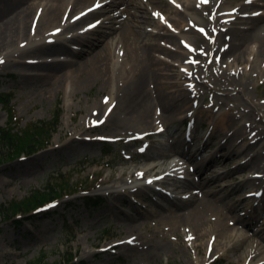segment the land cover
Returning a JSON list of instances; mask_svg holds the SVG:
<instances>
[{"label": "bare ground", "instance_id": "bare-ground-1", "mask_svg": "<svg viewBox=\"0 0 264 264\" xmlns=\"http://www.w3.org/2000/svg\"><path fill=\"white\" fill-rule=\"evenodd\" d=\"M224 1L0 0V59L14 63V66H21L22 63L17 59L29 55L30 49L25 47L28 41L39 42L38 46L32 47L35 48L33 55H53L60 51L68 54L71 58L29 61L25 65L42 72V77H55L63 83L69 80L68 83L65 82L66 90L69 87L74 88L73 94L86 87L99 86L101 90L110 89L107 95L99 100L95 99L89 106L87 119L93 121L91 126L85 127L87 131L103 126H118V129L131 133L136 129L142 130L137 131L140 133L158 134L160 130L165 132V124H171L172 127L168 131L171 137L167 138L171 141V145L159 143L156 146L157 150L149 156L163 153L162 166L168 172L166 175L168 182H165L169 186L175 187L182 183L179 180L173 183L171 180L179 179L180 175H183L185 180L183 187L192 190L190 195L184 197L164 195L168 203L167 205L159 203V209L169 210L177 222L191 223L201 232L200 237L204 233L205 236L211 233L206 242L211 256L209 257L208 251H205L206 256H198L195 264H207L214 258L213 255L226 254L229 251L230 254L238 253L234 255V259H231L232 263L264 264L263 231L250 230L252 223L243 220V213L240 212L245 209L248 213L256 214L258 218L264 217V193H257L255 188L264 185L261 180L264 176H260L258 182L253 179L256 178L255 175H248L247 179L242 177L244 169L251 167L252 164L264 169V166H261L264 162V153L253 149V144L260 143L261 140L255 138L254 142H250L254 136L246 131L249 126H253L256 131L264 135V128L261 126L264 125V106L253 104L250 98H246L245 102L251 108L240 106L244 114L230 118L228 122L225 121L227 113H224L227 105L225 101L220 102L221 104H217L216 108L219 111L217 117L221 120L219 123L210 124L214 128L210 140H202L194 133L188 139L177 136L179 125L186 114L191 117L194 112L189 106L190 103L200 99L203 93L214 92L227 98L232 96L231 94L244 97L249 95L250 82L235 81L239 63L245 65L243 70L249 69L246 73L248 77L252 75L258 78L264 74V55L262 62L257 59L252 62L251 58L245 56L247 50L254 55L259 53L257 45L264 49V0H252L247 5H239L234 13L235 16L230 13L228 3ZM253 6L261 7L263 11L252 10ZM208 12L210 18L213 17L212 19L223 28L216 39L219 41V47L213 50L210 56L218 55V64L222 68L223 75L229 78L231 74L232 78L228 83H220V87L217 88L210 74L199 72L198 65L189 72L187 82L179 85V80H176L171 73L172 66L178 67L179 62L183 61L184 64L186 59H196L198 56L202 64L206 63V59L202 57H207L206 52L210 43H204L207 38L203 36L205 35L203 30L210 26L207 19ZM186 16L190 20H195L196 24H187V20L186 23L183 22ZM222 20L229 24H223ZM238 20L239 22H236ZM85 21L92 22L93 26L78 31L77 27ZM70 22L72 25H69ZM71 32H77L72 39L73 47L66 48L65 39L61 40L59 36ZM168 32L181 34L184 47L189 49L187 58L182 52V47L175 40L180 36L176 33L174 36H168ZM162 37H167L166 43L175 45L176 48L162 46L160 44ZM198 37L202 40L197 39ZM222 40L225 42L221 45ZM79 51L82 55H86L85 59L76 58ZM230 54L236 55H232L230 60ZM37 74L34 76H38ZM20 76L29 79L24 72ZM228 85H232L230 89L227 88ZM187 101L189 103L186 104ZM257 117H261L263 122H260L261 120L254 122V118ZM232 120H235L233 128L236 130L231 127ZM196 124L198 122L195 120L193 127L197 126ZM236 124L241 126L235 127ZM218 127L222 130L216 133ZM225 134L228 138L227 142L224 139L220 140ZM212 144L216 146V151L204 155ZM169 152L174 153V156L166 155ZM149 153L148 150L144 152L145 155ZM246 158L251 162L249 166L243 165L242 159ZM239 160L240 162H237ZM231 162L237 163L228 170L207 178L190 180V177L196 174L202 176ZM156 168L138 167L136 171L130 172V179L137 172L144 176L152 171L156 173ZM233 173L237 174L233 175ZM238 176L239 181L234 183L232 191L230 184L225 189H216L223 179ZM251 181L253 186L248 184ZM150 187V185L136 186L130 190L126 189L124 193L121 191L120 196L130 202L129 194L139 192L140 195L146 196ZM183 187H175L174 190L185 192ZM241 192H243L241 198L230 203V198ZM221 205L228 207L233 215L227 213L221 218V226L217 228H230L231 235L219 236L220 240H218L214 228L207 230L203 226L208 222L211 212ZM139 214L145 216L142 212ZM151 215L155 213L152 211ZM137 216L132 219H136ZM139 239V236H130L125 238L122 244L134 245ZM106 249L108 248L104 246L102 250ZM245 251L249 252L246 256L243 255ZM236 259L239 260L236 262Z\"/></svg>", "mask_w": 264, "mask_h": 264}, {"label": "rangeland", "instance_id": "rangeland-1", "mask_svg": "<svg viewBox=\"0 0 264 264\" xmlns=\"http://www.w3.org/2000/svg\"><path fill=\"white\" fill-rule=\"evenodd\" d=\"M251 1L225 0L224 2L228 3L230 13L235 16L234 13L239 5H247L246 3ZM252 10L263 11L261 7H254ZM212 18L208 12L207 19L210 26L206 27L205 30L202 28L205 32L203 36L207 38L204 43H210L206 52L207 57H202L206 59V63L202 64V60L198 56L196 59H186L184 64L183 61L179 62L180 66L178 67L172 66L173 72L171 73L176 80H179V85L187 82L189 72L198 65L200 66L199 72L210 74L216 82L217 88L220 87V83H228L232 78L231 74L229 78L223 75L222 68L218 64L219 56L215 54L210 56V53L219 47V41L216 39L219 37L220 30L223 29ZM186 20L187 24H196L195 20H190L187 16L183 22L186 23ZM222 23L229 24L224 20ZM92 24V22L85 21L77 28L80 31L86 30ZM211 32L212 34H210ZM175 33L168 32L167 35L174 36ZM180 35L178 34V36ZM162 38L163 40L160 41L162 46L176 48L175 45L166 43L167 37ZM197 39H201V37ZM175 40L182 47V52L187 58L189 49L184 47L181 36ZM224 42L222 40L220 44L222 45ZM197 46L199 47L198 44ZM257 48L259 53L256 55L247 50L246 58H251L252 62L255 59L262 62L264 49H261L259 45ZM157 55L161 56L160 53ZM232 55L235 56L236 54H230V60ZM64 57L60 51L53 55L29 54L18 58L17 60L27 68L22 65L14 66V63L11 64L8 60L0 59V94L9 96L8 106L11 108L7 109L2 103L0 104V129L11 128L17 132L32 123L53 121L54 116L57 113L60 114L59 127L49 142V148H39L36 153L26 152L25 155H20L13 160L6 159L5 162L0 163V205L7 207L12 201L20 202L34 191H43L58 178V180H68L70 185L74 186L84 181L93 185L95 181L92 187L97 191L92 194L103 195L105 203L100 209L91 211L81 200L85 196L84 194L78 192L72 195L67 191L64 198L59 199L57 206H51L53 207L51 210L54 211L52 215H46V213L13 215L11 213L10 219L6 221H3V217L0 216V264H30L39 259L50 264H59L60 262L64 263L67 253L72 254L79 264H195V259L198 256H206L205 251H208L210 257L211 251L207 250L206 242L211 233L206 236L204 233L200 237L201 232L191 223L177 222L169 210L159 209V201L164 205L168 203L163 197L153 201L152 198L147 197V195L142 196L138 192L129 194V202L120 196V192L123 191L124 193L126 189L130 190L137 185L139 187L146 186V181L152 177L153 171L146 176L137 172L132 179H130V172H134L142 166L150 168L154 160L164 158L163 153L153 157L149 155L157 150L156 146L159 143L171 145V141L167 140L171 137L168 134L172 127L171 124H165V132L160 130L158 134L140 133L137 131L142 130L136 129L134 133H131L118 129L117 125V127L103 126L87 131L85 127L91 126L93 121L87 119L89 106L95 99L99 100L107 95L110 89L101 90L99 86L86 87L73 94L74 88L69 87L66 90L65 82L68 83L69 80L63 83L55 77H42V72L25 65L28 60L35 62L52 59L62 60ZM85 57L86 55H82L80 51L76 56L80 60L85 59ZM244 66V64L239 63L238 76L235 81L239 83L244 80L249 81V95L244 97L231 94L232 96L227 98L214 92L203 93L200 99L190 103L189 106L194 109V112L191 117H188L189 114L184 115L185 119L179 125L177 136L185 139L190 133L203 134L202 126L219 123L221 119L217 117L219 111H217L216 105L223 101L227 105L224 113H227L225 121L228 122L230 118L244 114L243 110L239 108L240 106L251 108L246 104V98H250L253 104L257 103L264 106V74L258 78H254L252 75L248 77L246 73L249 72V69L243 70ZM22 72L26 73L29 79H23L20 76ZM35 74L38 76H34ZM231 86L228 85L227 88L230 89ZM187 103L189 102L187 101ZM195 120L198 124L193 128L192 125ZM259 120L263 122L261 117L254 118V122ZM234 121H231L232 128ZM156 123L159 126L158 122ZM238 126L241 125H235V127ZM261 126L264 128V125ZM220 130L222 129L216 128V133ZM246 131L249 134L254 133L255 138H260L263 142L262 145L264 144V135L256 131L253 126H249ZM102 138L115 140L111 142L114 154L109 157L104 156V149L110 145H104ZM223 139H228L226 134L220 138L221 141ZM146 150L150 152L148 155L144 154ZM215 151V146L211 145L204 155L212 154ZM166 155L174 156V153L169 152ZM246 159L242 160L245 161ZM199 160L201 161V158ZM235 163L237 162H231L224 167L216 168L213 172L204 173L202 176L196 174L190 177V180L216 175L233 167ZM235 174L237 173H233V175ZM242 177L245 178L243 174ZM183 178L184 176L180 175L179 179L171 181L173 183L177 180L181 181L182 183L175 186L181 188L185 181ZM238 178L239 176L225 178L216 189H225L230 184V191H232L234 183L239 181ZM248 184L251 186V183L248 182ZM175 187L168 185L170 192L179 197L190 195V191H192L190 188L183 187L185 192H181V190L178 192L174 190ZM186 192L189 193L182 194ZM242 195L243 192L233 195L234 197L230 198V203L240 199ZM155 196L157 197V195ZM188 201L191 202L192 199H188ZM152 211L155 215H151ZM141 212L145 216L139 214ZM240 212L243 213V220L252 223L249 227L250 230L263 231L262 234L264 235L263 216L258 218L256 214L248 213L245 209ZM227 213L233 215L228 207L221 205V207L215 208L209 215L208 222L203 226L207 230L214 228L218 240H220L219 236L231 235L230 228H217L221 226V218L225 217ZM135 216L137 218L132 219ZM66 221H68V227H66ZM66 230L75 234L76 238L69 240L71 238ZM130 236H139L140 239L136 240L134 245L122 244L125 238ZM104 246L107 248L109 246L110 250L103 251ZM247 252L245 251L243 255L246 256ZM234 255H238V253L230 254V251L226 254L218 253L213 255L214 258L207 264H236L231 261L234 259ZM238 260L236 259V262Z\"/></svg>", "mask_w": 264, "mask_h": 264}, {"label": "trees", "instance_id": "trees-1", "mask_svg": "<svg viewBox=\"0 0 264 264\" xmlns=\"http://www.w3.org/2000/svg\"><path fill=\"white\" fill-rule=\"evenodd\" d=\"M8 99L9 96L7 94H0V104L2 103L7 109H11L8 106ZM59 116L60 114L57 113L53 121L32 123L25 129L17 132H14L11 128L0 129V163L5 162L6 159L13 160L24 152L32 153L39 148L47 147L53 133L58 128ZM105 145L107 146V144ZM104 152L113 154V148L107 146ZM58 179L52 181V185L47 186L43 191H34L20 202L12 201L7 207L0 205V216L3 217V221L10 219L11 213L13 215L19 213L28 214L50 200L62 198L67 191L72 193L90 187V184H87L85 181L74 186L70 185V181L68 180ZM85 202L91 210H97L101 208L104 199L101 197H87L85 198ZM17 223L19 224L20 222L18 221ZM65 224L68 227V221ZM66 232L71 238L69 240H73L76 237L70 231L66 230ZM65 258L64 263L60 262L59 264H79L75 262L73 255L70 253H67ZM37 262L39 264H50L44 262L43 259H39ZM37 262H31L30 264H36Z\"/></svg>", "mask_w": 264, "mask_h": 264}, {"label": "snow or ice", "instance_id": "snow-or-ice-1", "mask_svg": "<svg viewBox=\"0 0 264 264\" xmlns=\"http://www.w3.org/2000/svg\"><path fill=\"white\" fill-rule=\"evenodd\" d=\"M106 102H107V98H106Z\"/></svg>", "mask_w": 264, "mask_h": 264}]
</instances>
